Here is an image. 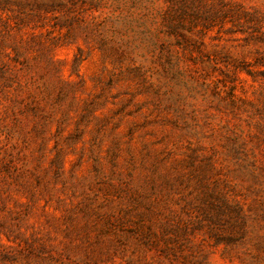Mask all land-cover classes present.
<instances>
[{
    "label": "rangeland",
    "instance_id": "374dc122",
    "mask_svg": "<svg viewBox=\"0 0 264 264\" xmlns=\"http://www.w3.org/2000/svg\"><path fill=\"white\" fill-rule=\"evenodd\" d=\"M0 264H264V0H0Z\"/></svg>",
    "mask_w": 264,
    "mask_h": 264
}]
</instances>
